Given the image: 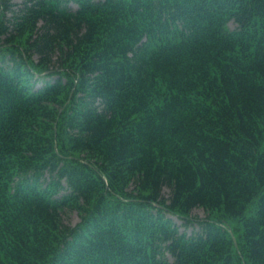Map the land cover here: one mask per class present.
<instances>
[{
    "label": "trees",
    "instance_id": "trees-1",
    "mask_svg": "<svg viewBox=\"0 0 264 264\" xmlns=\"http://www.w3.org/2000/svg\"><path fill=\"white\" fill-rule=\"evenodd\" d=\"M0 264H264V0H0Z\"/></svg>",
    "mask_w": 264,
    "mask_h": 264
},
{
    "label": "rangeland",
    "instance_id": "rangeland-1",
    "mask_svg": "<svg viewBox=\"0 0 264 264\" xmlns=\"http://www.w3.org/2000/svg\"><path fill=\"white\" fill-rule=\"evenodd\" d=\"M16 1H20V0H16ZM72 5H73V7H77L75 4H72ZM194 213L197 214V215H200L202 217H204L205 214H206V212H205V210L203 208L194 210ZM77 220H78V215L75 212L74 213H70L69 215L66 216V221L67 222L70 221L71 224L77 222Z\"/></svg>",
    "mask_w": 264,
    "mask_h": 264
}]
</instances>
